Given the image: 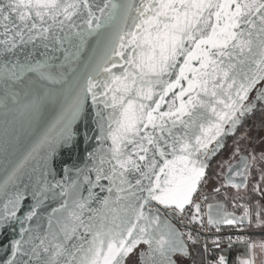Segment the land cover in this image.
I'll return each mask as SVG.
<instances>
[{
    "label": "snow or ice",
    "instance_id": "obj_1",
    "mask_svg": "<svg viewBox=\"0 0 264 264\" xmlns=\"http://www.w3.org/2000/svg\"><path fill=\"white\" fill-rule=\"evenodd\" d=\"M0 264H264V0H0Z\"/></svg>",
    "mask_w": 264,
    "mask_h": 264
}]
</instances>
